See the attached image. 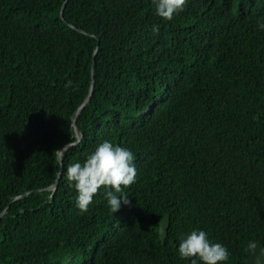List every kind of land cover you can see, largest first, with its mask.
<instances>
[{"label":"trees","instance_id":"obj_1","mask_svg":"<svg viewBox=\"0 0 264 264\" xmlns=\"http://www.w3.org/2000/svg\"><path fill=\"white\" fill-rule=\"evenodd\" d=\"M260 22L264 0H189L171 21L151 0H0V264H190L194 228L247 264L264 243ZM104 139L137 181L118 212L98 193L81 214L66 167Z\"/></svg>","mask_w":264,"mask_h":264},{"label":"clouds","instance_id":"obj_2","mask_svg":"<svg viewBox=\"0 0 264 264\" xmlns=\"http://www.w3.org/2000/svg\"><path fill=\"white\" fill-rule=\"evenodd\" d=\"M154 13L171 21L184 11L189 0H151ZM264 29V22L259 24ZM152 31H160L159 24H153ZM73 81L68 80L66 87ZM62 152V151H61ZM136 156L128 148L114 144L109 139L100 142L84 160H76L66 167V177L76 190V208L87 213L98 193H103L106 203L114 213L123 204L130 203L129 196L122 195L124 188L137 181ZM178 253L190 264H227L230 250L226 245L213 240L203 228H194L179 238Z\"/></svg>","mask_w":264,"mask_h":264},{"label":"water","instance_id":"obj_3","mask_svg":"<svg viewBox=\"0 0 264 264\" xmlns=\"http://www.w3.org/2000/svg\"><path fill=\"white\" fill-rule=\"evenodd\" d=\"M65 6H66V2L64 3L63 7L61 8V14H62L61 16L62 17H63V11L65 9ZM91 94L86 99V101L82 104V106L79 107L76 114L80 113L82 111V109L89 103V101L91 99ZM76 114L73 116L75 126H76ZM76 132H77V137H78L77 141L75 143L68 144L59 150V159L60 160H62L63 151L67 150L71 145L77 144L81 140L82 133L80 132V130L78 129L77 126H76ZM61 173H62V171L60 172V176H61ZM58 183H59V178L57 179L55 184L52 185L50 188L56 189ZM24 195L18 196L17 198H21ZM0 218H1V216H0ZM169 225H170V215L167 214L163 218H161L159 221V236L162 240H164L168 234ZM246 252L248 255L247 264H264V243L258 242V241H253L247 246Z\"/></svg>","mask_w":264,"mask_h":264}]
</instances>
